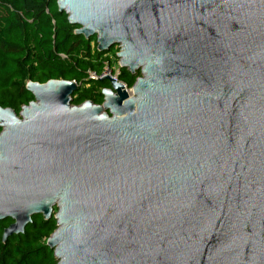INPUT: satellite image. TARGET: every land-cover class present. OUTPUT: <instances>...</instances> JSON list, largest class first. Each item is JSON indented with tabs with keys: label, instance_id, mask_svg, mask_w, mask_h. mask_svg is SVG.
<instances>
[{
	"label": "water",
	"instance_id": "water-1",
	"mask_svg": "<svg viewBox=\"0 0 264 264\" xmlns=\"http://www.w3.org/2000/svg\"><path fill=\"white\" fill-rule=\"evenodd\" d=\"M57 5L140 76L132 96L98 77L101 104L50 79L22 119L0 106L2 241L57 204V264H264V0Z\"/></svg>",
	"mask_w": 264,
	"mask_h": 264
},
{
	"label": "trees",
	"instance_id": "trees-1",
	"mask_svg": "<svg viewBox=\"0 0 264 264\" xmlns=\"http://www.w3.org/2000/svg\"><path fill=\"white\" fill-rule=\"evenodd\" d=\"M76 29L67 14L59 12L57 0H0V93L15 91L10 99L0 100V106L14 108L13 101L29 104L34 97L26 90L25 81L39 74L46 75L48 80L83 82L72 96L73 104L86 100L103 102L101 89L108 87L109 82L88 81L86 76L88 69L101 68L110 50L99 51L96 37L86 38L77 34ZM139 74L122 69L121 79L131 87ZM3 229L0 222V264L58 263L54 250L42 242L52 231V225L33 223L24 234L10 237L5 243Z\"/></svg>",
	"mask_w": 264,
	"mask_h": 264
},
{
	"label": "built area",
	"instance_id": "built-area-1",
	"mask_svg": "<svg viewBox=\"0 0 264 264\" xmlns=\"http://www.w3.org/2000/svg\"><path fill=\"white\" fill-rule=\"evenodd\" d=\"M118 47V46H117ZM119 51V48H118ZM65 57L64 54H62ZM121 66L120 64H114V62L108 57V54L102 60V65L100 69H88L87 70V80H102L104 76H110L112 79L121 82L124 85V88L127 90L130 96L133 95V90L129 88V86L121 79ZM98 77H103L102 79H98ZM109 78V77H108ZM78 87L83 85V82H77L74 80Z\"/></svg>",
	"mask_w": 264,
	"mask_h": 264
},
{
	"label": "rangeland",
	"instance_id": "rangeland-1",
	"mask_svg": "<svg viewBox=\"0 0 264 264\" xmlns=\"http://www.w3.org/2000/svg\"><path fill=\"white\" fill-rule=\"evenodd\" d=\"M118 48L119 47L115 46V47L111 48L110 49V52L108 53V57L114 62V64H118L119 63V60L117 58ZM139 76H140V74H139ZM29 81H34V82H38V83H46L48 81V78L44 74H39L33 80L27 79L25 81V85ZM129 88L132 89V86L131 87L129 86ZM14 93H15L14 89H9V90L2 91L0 93V100H3L4 98L10 99L11 98L10 96H12ZM13 105H14V109L16 111H20L21 110V107L24 106L25 104H22L21 101H18V102L17 101L16 102L13 101ZM75 105H77V104H75ZM28 234L29 235H32V233H28ZM49 236L50 235H45L44 238H43V240H42V242H45L46 243Z\"/></svg>",
	"mask_w": 264,
	"mask_h": 264
},
{
	"label": "flooded vegetation",
	"instance_id": "flooded-vegetation-1",
	"mask_svg": "<svg viewBox=\"0 0 264 264\" xmlns=\"http://www.w3.org/2000/svg\"><path fill=\"white\" fill-rule=\"evenodd\" d=\"M101 104V103H100ZM25 106V105H24ZM23 107V106H22ZM22 107H21V110H22ZM7 108V107H6ZM8 108H12V107H8ZM15 112H16V114H17V116L20 118V119H22V117H20V112H21V110L20 111H16L14 108H12ZM1 128V127H0ZM1 130H2V128H1ZM1 130H0V132H1ZM57 212H58V206H57V204H55L53 207H52V213H51V216H50V218H48V219H46L42 214H40V215H32L31 216V222L26 226V228H25V230H24V233L26 232V230H27V228H28V226L29 225H32L33 223H39L40 221H42V222H44L46 225H52L53 226V229H52V231L48 234V235H52L56 230H57V228H58V226H57V218H56V214H57ZM42 217V219L41 220H39V217ZM0 222L3 224V226H4V229L6 228V227H8L11 223H13L14 222V220L12 219V218H6V219H3V220H0ZM4 229H3V231H4ZM24 233H20V234H24ZM2 234H3V232H2ZM20 234H18V235H20ZM15 236H17V235H15Z\"/></svg>",
	"mask_w": 264,
	"mask_h": 264
}]
</instances>
